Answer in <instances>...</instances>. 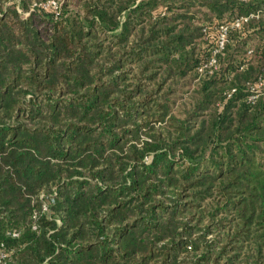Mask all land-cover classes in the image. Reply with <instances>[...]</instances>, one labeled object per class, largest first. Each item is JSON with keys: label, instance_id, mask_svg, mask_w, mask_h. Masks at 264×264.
I'll return each mask as SVG.
<instances>
[{"label": "trees", "instance_id": "trees-1", "mask_svg": "<svg viewBox=\"0 0 264 264\" xmlns=\"http://www.w3.org/2000/svg\"><path fill=\"white\" fill-rule=\"evenodd\" d=\"M49 1L0 0V264H264V0Z\"/></svg>", "mask_w": 264, "mask_h": 264}, {"label": "built area", "instance_id": "built-area-1", "mask_svg": "<svg viewBox=\"0 0 264 264\" xmlns=\"http://www.w3.org/2000/svg\"><path fill=\"white\" fill-rule=\"evenodd\" d=\"M248 1V0H243ZM45 8L59 7V4L55 0H50L49 2L43 4ZM264 10V5H263ZM261 17V12L257 11L255 13H250L249 15H243L234 18L232 21L228 22H222L216 25L214 28L216 30V36H215V44L212 45L210 48V57L209 59L204 62V66L200 68V72L209 71L210 73H213L215 70H218L219 68V62H218V55L222 53L229 41V35L230 32L234 29L242 30V28L249 23L251 19H259ZM212 27L206 26L204 27V33L208 35L211 32ZM248 57H251L253 55V49H249ZM244 68L243 66L241 69ZM251 93L249 95V101L255 102V100L258 98L260 92L264 91V78L260 77L259 80L250 86ZM14 235L17 236L18 232H14ZM7 257V254L3 251H0V262L4 261Z\"/></svg>", "mask_w": 264, "mask_h": 264}, {"label": "rangeland", "instance_id": "rangeland-1", "mask_svg": "<svg viewBox=\"0 0 264 264\" xmlns=\"http://www.w3.org/2000/svg\"><path fill=\"white\" fill-rule=\"evenodd\" d=\"M56 1L58 2V4H59V2H61V0H56ZM214 27H215V26H214ZM214 27H212L211 32L213 31V37L215 38V36H216V30H215ZM254 43H255V42H253V40L250 41L249 49H252V48H253ZM249 49H248V50H249Z\"/></svg>", "mask_w": 264, "mask_h": 264}]
</instances>
